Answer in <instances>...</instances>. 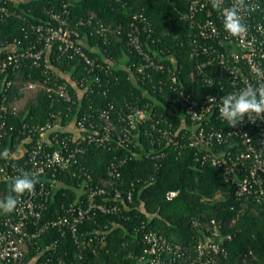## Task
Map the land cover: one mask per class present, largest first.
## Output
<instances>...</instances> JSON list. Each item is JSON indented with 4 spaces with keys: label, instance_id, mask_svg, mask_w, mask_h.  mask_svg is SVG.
Here are the masks:
<instances>
[{
    "label": "built area",
    "instance_id": "1",
    "mask_svg": "<svg viewBox=\"0 0 264 264\" xmlns=\"http://www.w3.org/2000/svg\"><path fill=\"white\" fill-rule=\"evenodd\" d=\"M185 1L187 8L182 19L191 30L187 43L189 58L194 61L190 79L209 91L204 94L197 90L187 94L180 80L181 66L177 59L164 50L151 51L144 45L142 38L149 37L151 30L141 13L132 15L126 35L128 52L138 59L130 66L103 54L91 57L86 53L77 31L84 23L78 21L72 26L64 4L66 17L51 12L48 23L32 26L37 40L20 48L12 46L9 50H0V146L10 134L16 141L9 157L0 159V186L12 184L22 172L32 173L39 180L33 192L18 197L19 204L13 213L0 211V264H76L84 261L85 250L96 256L104 249V232H87L81 238L79 227L102 215L122 214L125 205L132 201V193L130 189L112 187L111 183L108 189V181L106 185L95 182L81 166L79 157L93 144L128 148L141 136H146L158 147H172L178 153L191 149L198 166L219 169L232 186L236 200L254 203L264 216V121L252 124L245 117L243 125L230 128L220 118L218 110L223 95L237 92L249 83L253 86L264 83V40L257 37L258 33L262 35V24L256 22L252 27L249 12L258 11L259 7L252 4L242 13L247 34L241 39L224 30L222 10L213 9L210 0ZM233 3L234 0H223L222 9ZM8 14L6 7H0V21ZM92 18H88V25L93 24ZM93 28L96 34L106 32L99 23ZM102 44L106 45V40ZM51 49L56 53L52 54ZM91 49L97 54L101 52L99 47ZM49 55L51 62L60 58L75 59L82 66L84 74L75 80L73 92L69 74L64 73L61 79L49 63ZM26 65L39 70L40 78L23 80L20 71ZM115 67L125 68L135 85L145 87L142 96L146 102L140 103L136 98L117 109L109 101L97 111V120L90 113L69 119L70 106L79 102L80 96L94 92L108 94L110 74ZM210 80L211 87L208 86ZM39 92L47 95L51 106L64 103L68 105L67 110L50 112L41 124L22 118L19 125L9 123V117L28 114L26 104ZM157 94H163L164 103L155 97ZM209 97H216V103H210ZM170 102H173L172 107L166 106ZM164 156L163 149L156 153L150 149L144 155L151 160ZM123 163L124 160L110 163L109 181H119ZM70 171L77 179L74 199L60 205L54 215L44 218L52 194L61 184L58 174ZM176 194L170 191L165 198L170 201ZM193 225L201 228L197 220ZM49 230H56L60 237L69 236L77 251L71 255L65 250L62 256H56L57 240L41 247L39 241ZM131 236L133 247L125 256V264H224L225 243L231 240L230 235L222 233L221 223L215 220H211L202 236L190 245L169 240L148 230L145 224L134 228ZM30 248H34L35 255L27 261Z\"/></svg>",
    "mask_w": 264,
    "mask_h": 264
},
{
    "label": "trees",
    "instance_id": "2",
    "mask_svg": "<svg viewBox=\"0 0 264 264\" xmlns=\"http://www.w3.org/2000/svg\"><path fill=\"white\" fill-rule=\"evenodd\" d=\"M245 3L248 10L252 4L259 7L258 11L249 10L250 20L262 24V35L258 33L257 37L264 40V0H245ZM63 4L72 26L78 21L84 23L77 27L82 49L91 57L103 54L125 66L138 62L137 57L128 52L126 35L132 15L141 13L149 22L151 30L149 37L142 38L145 40L144 45L151 51L164 50L177 59L181 66L180 80L187 94L191 95L192 90L201 94L209 92L190 79L194 61L189 58L187 43L191 30L182 19L187 8L185 0H0V7L4 6L9 11L8 16L0 21V50H9L12 46L20 48L37 40L32 26L48 23L51 12L66 17ZM90 16H93L92 25L86 23ZM96 23L105 27V34H96L93 28ZM103 40H106V45L102 44ZM94 46L101 50L99 54L92 51ZM51 51L52 54L56 53L55 49ZM50 55L49 63L56 74L61 79L64 73L69 74L70 91L73 92L75 80L84 74L82 66L75 59L68 61L60 58L51 62ZM20 73L23 80L36 81L40 78V71L29 65L24 66ZM110 78L108 94L104 96L94 92L80 96L79 102L70 106L69 119L82 113H90L97 120V111L109 101L117 109L124 102L134 101L136 98H139L140 103L146 102L142 96L145 87L135 85L130 80L128 70L115 67ZM162 95L157 94L155 97L164 103ZM172 105L173 102L166 103L168 107ZM67 106L64 103L51 106L47 95L39 92L34 100L27 102L28 114L25 116L22 113L19 118L9 117V123L19 125L22 118L41 124L50 112L65 111ZM158 108L163 110L160 105ZM14 144L16 141L10 134L3 140L0 153L8 149L10 155L14 151ZM150 149L155 153L163 149L165 156L153 160L145 158V152ZM121 160L124 163L120 167L119 181H109L108 166ZM79 163L87 169L95 182L106 185L108 181V189L111 187L109 183L119 190L130 189L132 201L125 205L122 214L102 215L79 227L78 234L81 238L87 232L100 230L106 234V240L104 249L99 250L96 256L85 250L84 261L76 264H125V256L133 247L131 232L141 224L169 240L190 245L202 236L211 220L220 222L222 233L231 236V240L225 243L227 258L224 264H264V216L260 207L250 201L236 200L233 188L222 172L209 165L198 166L193 160L191 149H183L178 153L172 147H158L150 137L141 136L136 144L128 148L114 145L108 148L93 144L79 157ZM71 173L72 171L58 174L57 179L61 184L54 190L44 218L54 215L60 205L74 199L77 179ZM11 185L0 186L3 199L8 195H15L11 191ZM170 191H176L177 194L167 201L165 195ZM194 220L199 221L201 228L194 227ZM51 240L58 241L56 256H62L65 250L71 255L77 251L70 237H60L56 230H49L41 238L39 245L42 247ZM34 255V248H30L26 260Z\"/></svg>",
    "mask_w": 264,
    "mask_h": 264
},
{
    "label": "clouds",
    "instance_id": "3",
    "mask_svg": "<svg viewBox=\"0 0 264 264\" xmlns=\"http://www.w3.org/2000/svg\"><path fill=\"white\" fill-rule=\"evenodd\" d=\"M213 9L222 10L223 28L232 37L243 39L247 34V26L243 22L242 13L247 11L245 0H234L231 7L223 8V0H210ZM213 85L212 80L208 86ZM210 103H216V97L208 98ZM219 116L230 128L243 125L245 117L248 122L255 124L257 120L264 121V83L253 86L251 83L237 92L223 95L218 105ZM246 135V134H245ZM9 157L8 149L0 153V158ZM39 183L38 178L28 172H22L20 176L14 178L11 191L15 195H8L0 200V211L11 214L17 209L18 197L31 193Z\"/></svg>",
    "mask_w": 264,
    "mask_h": 264
},
{
    "label": "rangeland",
    "instance_id": "4",
    "mask_svg": "<svg viewBox=\"0 0 264 264\" xmlns=\"http://www.w3.org/2000/svg\"><path fill=\"white\" fill-rule=\"evenodd\" d=\"M255 24H256V21H253L252 24H251V26L253 27Z\"/></svg>",
    "mask_w": 264,
    "mask_h": 264
}]
</instances>
